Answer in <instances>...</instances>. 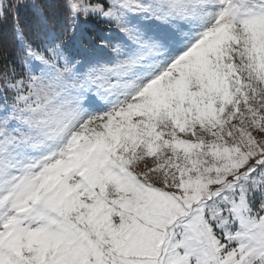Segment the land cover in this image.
<instances>
[{
    "label": "snow or ice",
    "instance_id": "1",
    "mask_svg": "<svg viewBox=\"0 0 264 264\" xmlns=\"http://www.w3.org/2000/svg\"><path fill=\"white\" fill-rule=\"evenodd\" d=\"M0 264H264V0H0Z\"/></svg>",
    "mask_w": 264,
    "mask_h": 264
},
{
    "label": "trees",
    "instance_id": "2",
    "mask_svg": "<svg viewBox=\"0 0 264 264\" xmlns=\"http://www.w3.org/2000/svg\"><path fill=\"white\" fill-rule=\"evenodd\" d=\"M29 19L28 15L26 14V12L24 10H22L21 12V20L22 22H27Z\"/></svg>",
    "mask_w": 264,
    "mask_h": 264
}]
</instances>
